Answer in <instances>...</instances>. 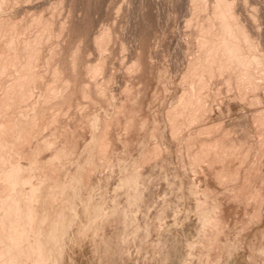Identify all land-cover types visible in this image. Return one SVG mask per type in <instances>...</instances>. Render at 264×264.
Segmentation results:
<instances>
[{
	"label": "rangeland",
	"instance_id": "374dc122",
	"mask_svg": "<svg viewBox=\"0 0 264 264\" xmlns=\"http://www.w3.org/2000/svg\"><path fill=\"white\" fill-rule=\"evenodd\" d=\"M232 1L260 57L248 69L202 47L213 0L4 1L20 33L0 109L22 123L13 139L40 125L9 157L36 188L38 237L61 240L51 262L264 264V0Z\"/></svg>",
	"mask_w": 264,
	"mask_h": 264
},
{
	"label": "bare ground",
	"instance_id": "6f19581e",
	"mask_svg": "<svg viewBox=\"0 0 264 264\" xmlns=\"http://www.w3.org/2000/svg\"><path fill=\"white\" fill-rule=\"evenodd\" d=\"M4 1H7V0H0V10H4L2 9L3 8V4L6 5V3ZM199 0H197L198 2ZM206 0H200V4L197 3V6L199 5V9L204 6ZM245 2V1H244ZM213 3L211 6H213V15L212 17H214L213 20H218L217 22V25H216V28H217V33L216 34V37L215 36V32H212L209 26V28L205 27L204 29L206 31L203 32V30L201 32H203L204 34H206L205 39H203L202 43L204 44V46L202 45V47H205V51L206 53H208V55L210 56V59L212 61H215L218 57L220 56H223V62H229V63H236L240 66H243L245 68L248 69V67L246 66H250L252 67L251 65H255L256 63L258 64L259 62V58L258 57V54L256 53H251L250 55H246V53H244V46L247 45L248 49L247 50H256V47L254 45V42L253 40L251 39L250 35L248 34V30L245 28V26H243L242 24H239L240 21H238L237 23V20L235 19V14L234 12L232 11V8H233V1L232 0H213ZM209 4V3H208ZM4 5V6H5ZM192 6V5H191ZM7 7V6H6ZM207 8V7H206ZM194 9V8H193ZM204 9V8H203ZM6 10V9H5ZM4 10V11H5ZM192 10V9H191ZM196 10H198V8H196ZM206 11V10H205ZM198 12V11H197ZM201 12V11H200ZM212 12V11H211ZM194 13V12H193ZM203 13V12H202ZM195 14V13H194ZM237 14V13H236ZM253 14V13H252ZM210 15V14H209ZM208 15V16H209ZM1 16V15H0ZM207 16V15H206ZM237 17V16H236ZM209 18V17H208ZM255 18V17H254ZM10 19H8L9 21ZM12 20V19H11ZM211 20V19H210ZM236 20V21H235ZM7 21V18H0V54L2 56V54L5 53V51L11 47V45L14 43L15 41V38H16V33H11L12 31L16 30L15 27H16V20L15 21H11V23H9ZM48 21V20H47ZM205 21V19H204ZM209 21V20H208ZM242 21V20H241ZM256 21V20H255ZM189 22V21H188ZM191 22V21H190ZM202 22V21H201ZM17 23V22H16ZM48 23V22H47ZM199 23V22H198ZM197 23V24H198ZM242 23V22H241ZM256 23V22H254ZM204 24V23H203ZM208 24V23H207ZM206 24V25H207ZM216 24V22H215ZM214 24V25H215ZM257 24V23H256ZM200 25V23H199ZM205 25V26H206ZM210 25V24H209ZM213 25V26H214ZM20 26V25H19ZM203 26V25H202ZM208 26V25H207ZM197 27V26H196ZM200 27V26H199ZM198 27V28H199ZM17 28V27H16ZM203 28V27H202ZM207 28V29H206ZM211 28H213L211 26ZM216 30V29H215ZM258 30V29H257ZM260 30V29H259ZM10 31V32H9ZM200 31V30H199ZM20 32L17 31V34H19ZM212 34H214L212 36ZM219 36V37H218ZM246 50V49H245ZM248 51V52H249ZM4 52V53H3ZM7 53V52H6ZM11 54V52H8L7 54ZM9 54L10 57L7 56V58H5L4 60L0 61V75L1 73L3 72L4 70V67H5V64L6 62H11L12 58H11V55ZM249 54V53H247ZM4 56V55H3ZM2 56V57H3ZM225 56V57H224ZM2 57L0 58V60L2 59ZM5 57V56H4ZM3 57V58H4ZM261 60V59H260ZM213 64V63H211ZM256 64V65H257ZM244 68V69H245ZM255 69V68H253ZM27 75H28V72L29 70L31 69H27ZM243 70V69H242ZM240 70V72L242 71ZM245 72V71H244ZM252 72V71H251ZM4 73V72H3ZM26 73V71H25ZM247 72H245L246 74ZM254 73V72H253ZM5 74V73H4ZM3 74V75H4ZM23 74V73H22ZM31 74V71L30 73ZM242 74V73H241ZM243 74V75H245ZM256 74V73H255ZM249 73H248V77H249ZM254 75V74H253ZM260 75V74H259ZM23 76V75H22ZM247 77V78H248ZM256 77V76H255ZM251 78V77H250ZM254 78V77H253ZM17 84V83H16ZM23 84V83H22ZM26 84H24V87H25ZM28 85V84H27ZM14 87V86H12ZM17 87V85H16ZM21 86L19 85L18 88H20ZM23 87V85H22ZM21 87V89H22ZM27 87V86H26ZM26 87L24 88V90L26 89ZM11 88V87H10ZM9 88V90H10ZM17 88V90H18ZM29 88V87H27ZM8 90V89H7ZM16 90V92H17ZM26 93H27V90H25ZM24 91V93H25ZM20 94V90L18 91ZM23 93V95H24ZM240 93V92H239ZM21 95V97L23 96ZM29 95V94H28ZM238 95V94H237ZM27 96V94L25 95ZM20 97V98H21ZM24 99V97H23ZM22 101V100H21ZM5 102V101H4ZM3 107V106H2ZM47 109V108H46ZM43 110H41L42 112ZM45 111V110H44ZM47 111V110H46ZM45 111V112H46ZM3 110L1 111L0 109V173L2 174V180L0 182V264H55L57 262H51V257H55L56 254L59 252L60 248L58 247V241L60 242L61 240H58L57 237H56V234L54 232V229H52L53 231L47 236V234H45L46 236V239L48 240L47 242L45 241V243L43 242L42 237L40 236V238L38 237L39 235L42 234V230L41 233H37L38 228L37 230L35 229L36 227V224L37 222L39 223V221L36 222V214L37 212L35 213V208L36 206H33L32 203H35L36 201L33 202V197L36 193V188L33 187H29V190H25L27 191L24 195L23 192H21V190H23V188H21L22 186L24 187L23 185V181L28 180V177H27V173H26V168L24 169L21 164V161L19 159H21L19 156H17V158L19 157V159H17L19 162V164H16V159L15 157H12L10 158L9 154L10 152L12 151V149L14 148V145H16L17 143H19L20 145H22V140L23 142L25 141H29V139L31 138L30 136H33L32 134L35 135V132L39 131L38 128L40 125H38L37 123H34V121L31 122V120L29 119V116L27 117V119H29L30 121L26 123H29L28 125L29 126H26L24 125L23 129L21 128V130L24 132V133H27L25 134V136H23V139H22V135H24V133L22 135H20L19 139L18 137L16 136L17 139H13V136L14 133L16 132L15 135H17V132L20 133L16 128H18L20 125H22V123L20 124L17 123L15 120H14V112L11 113L12 116H9L7 113V115H4L3 113ZM9 112V111H7ZM11 112V111H10ZM9 112V113H10ZM44 112V113H45ZM262 112V111H261ZM264 112V111H263ZM262 112V113H263ZM44 113L42 116H44ZM47 113V112H46ZM42 114V113H41ZM40 114V115H41ZM24 115V114H23ZM39 115V113H38ZM263 115V114H262ZM259 116V115H258ZM17 117V116H16ZM15 117V118H16ZM260 117V116H259ZM23 118V117H22ZM32 118V117H30ZM33 118L36 120L35 116H33ZM32 118V119H33ZM261 118V117H260ZM259 118V120H260ZM18 119V118H17ZM20 119V118H19ZM26 119V118H25ZM40 119V118H39ZM55 119V118H54ZM43 120V119H42ZM21 121H23V119H21ZM41 121V120H40ZM258 121V120H257ZM261 121L263 122L262 124H260L259 122H256L259 124V127L260 125H264V121L263 119L261 118ZM36 122V121H35ZM17 123V124H16ZM39 123V122H38ZM19 125L18 127L16 125ZM46 124V123H45ZM14 125L16 126V128H14ZM41 125L42 122H41ZM47 125V124H46ZM49 125V124H48ZM45 128V126H43ZM42 127V128H43ZM41 128V129H42ZM175 128V127H174ZM260 129V128H259ZM262 130L264 129L261 128ZM20 130V129H19ZM173 130V129H172ZM208 130V129H206ZM205 130V131H206ZM21 131V132H22ZM208 132V131H207ZM212 132V131H210ZM258 132V131H257ZM264 132V131H262ZM261 133H258V134H262ZM38 133V132H37ZM7 134V135H6ZM42 134V133H41ZM225 134V133H224ZM264 134V133H263ZM18 135V136H19ZM226 135V134H225ZM224 135V136H225ZM6 136H9V137H6ZM223 136V135H222ZM257 136V135H256ZM264 135H262L263 137ZM43 137V136H42ZM228 137V136H227ZM259 137V136H258ZM219 138V137H218ZM215 139L217 141H213L214 142H221V140L223 141V139ZM222 138V137H221ZM22 139L21 141H18ZM47 139V138H46ZM261 139V138H259ZM14 140H17V143L14 144ZM263 142H264V139H261ZM44 141L45 138H44ZM16 142V141H15ZM47 142V141H46ZM212 143V144H213ZM232 143V142H231ZM31 144V142H30ZM47 144V143H46ZM223 144V142H222ZM25 146V144H23ZM38 145V144H36ZM35 145V146H36ZM42 145V143H41ZM39 145V147L41 146ZM45 145V143H44ZM203 145V144H202ZM225 145V144H224ZM19 146V145H18ZM24 146L20 147L19 148H23ZM30 146V145H29ZM46 146V145H45ZM44 146V147H45ZM104 146V145H102ZM101 146V149L103 148ZM212 146V145H211ZM215 146V144H214ZM229 146V145H228ZM232 144H230L229 148L233 149L236 146H233L231 147ZM202 147V146H201ZM203 147L207 150H209V148L211 149V147H208L206 148L205 145H203ZM213 147V146H212ZM222 147L224 148V146L222 145ZM18 148V149H19ZM30 148V147H29ZM28 148V150H30ZM152 148V147H151ZM155 148V147H154ZM203 148V149H204ZM214 148V147H213ZM212 148V149H213ZM228 148V147H227ZM241 148V147H240ZM17 149V150H18ZM35 149V148H34ZM37 149L38 147H36V152L37 153ZM41 149V147H40ZM201 149V148H200ZM204 149V152L206 153H209L208 151H206ZM211 149V150H212ZM219 149V148H218ZM230 149H228L230 151ZM231 149V150H232ZM23 150V149H21ZM42 150V149H41ZM40 150V151H41ZM103 150V149H102ZM155 150V149H154ZM158 150V149H156ZM155 150V151H156ZM215 151V149H213ZM212 150V152H213ZM220 150L222 151V148L220 147ZM224 150H227V149H224ZM223 150V152H224ZM20 152V150H18ZM39 151V150H38ZM235 151V150H233ZM233 151H230V155H231V152ZM198 152V151H197ZM203 152V153H204ZM211 152V153H212ZM218 152V151H216ZM222 152V153H223ZM228 153V151H226ZM18 153V152H17ZM21 153V152H20ZM29 153V151H28ZM27 153V154H28ZM220 153V151H219ZM235 153V152H233ZM23 154V153H22ZM30 154V153H29ZM57 154V153H56ZM196 154V153H195ZM198 154V153H197ZM218 153H216L215 155L217 156ZM237 154V153H236ZM24 155H26L24 153ZM23 155V156H24ZM31 155V154H30ZM36 155V154H34ZM33 155V156H34ZM200 155V154H199ZM203 155V154H201ZM211 155V154H210ZM209 155V156H210ZM222 155V154H221ZM229 155V153H228ZM226 155L225 153V158L226 159ZM22 156V155H21ZM28 157V155H26ZM32 156V158H33ZM37 156V155H36ZM207 156V157H209ZM234 156V155H233ZM214 158V155L212 156ZM223 157V156H222ZM232 157V156H231ZM230 157V158H231ZM25 158V156H24ZM23 158V159H24ZM31 158V157H30ZM29 158V159H30ZM196 158L198 159V157L196 156ZM211 158V157H210ZM14 159V161L12 160ZM207 159V158H206ZM212 159V158H211ZM220 159V158H219ZM228 159V158H227ZM35 160V159H34ZM202 160V159H201ZM205 160V158H204ZM223 160V159H222ZM17 161V163H18ZM30 161V160H29ZM33 161V159H32ZM32 161H30V163H32ZM216 161H219V160H216ZM34 162V161H33ZM224 162V161H223ZM29 163V162H28ZM27 163V164H28ZM27 168L29 169V166L27 165ZM33 168L32 165L30 164V169ZM29 169V170H30ZM33 170V169H32ZM224 170V169H223ZM28 172V170H27ZM30 173H32V171L30 170ZM222 173V171H221ZM0 174V175H1ZM232 174V173H231ZM29 176V175H28ZM225 176V175H224ZM223 176V177H224ZM233 176V175H232ZM228 177V175L226 176ZM30 178V176H29ZM31 178H34L31 176ZM222 178V177H221ZM1 179V178H0ZM223 179V178H222ZM226 179V178H224ZM229 179V178H228ZM31 180V179H30ZM34 181V180H33ZM24 182V184L26 183ZM21 183V184H20ZM34 184L36 182H33ZM39 183V181H38ZM37 183V185H38ZM19 184V185H17ZM29 184V183H28ZM28 184H25L28 185ZM21 185V187H20ZM36 185V186H37ZM56 185V184H55ZM66 185V184H65ZM63 185V186H65ZM19 186V187H18ZM30 186V185H28ZM54 186V185H53ZM58 186V185H57ZM70 186V185H69ZM52 187V186H51ZM26 188V187H25ZM40 188V187H39ZM38 188V189H39ZM54 188V187H53ZM28 189V188H27ZM50 189V187H49ZM55 189V188H54ZM58 189V188H57ZM41 190V189H40ZM44 190V189H43ZM46 190V189H45ZM53 190V189H52ZM64 191V190H63ZM23 196H25L24 198L21 197L22 195H20L21 193ZM38 192V191H37ZM42 192V191H41ZM52 191H50L51 193ZM20 193V194H19ZM44 193V192H43ZM47 193V190L45 191V194ZM58 193V192H57ZM26 194H27V197H26ZM39 194V193H38ZM38 194L36 196H38ZM49 194V193H48ZM54 194H55V191H54ZM53 194V195H54ZM47 195V194H46ZM45 195V196H46ZM44 196V195H43ZM49 196V195H48ZM51 196V195H50ZM61 196V195H60ZM39 197V196H38ZM35 198V197H34ZM46 198V197H45ZM44 198V199H45ZM37 199V198H36ZM35 199V200H36ZM42 199V198H41ZM47 199V198H46ZM55 199V197H54ZM59 199V198H58ZM44 201V200H43ZM48 202V201H46ZM40 204V203H39ZM38 204V205H39ZM46 204V203H45ZM50 203H48L49 205ZM51 207V206H50ZM49 207V208H50ZM40 208V207H39ZM37 208V210L39 209ZM43 207H41L42 209ZM47 209V208H46ZM61 210V209H60ZM59 210V211H60ZM39 211V210H38ZM47 211V210H46ZM57 211V210H56ZM55 211V212H56ZM42 212V210H41ZM45 212V211H44ZM52 213V212H51ZM43 214V213H41ZM47 214V213H46ZM57 214V213H56ZM44 215V214H43ZM49 215V214H48ZM54 215V214H53ZM41 216V215H40ZM59 216V213L58 215ZM45 217V216H44ZM38 218V216H37ZM48 218V217H47ZM44 219V218H43ZM46 219V218H45ZM62 219V217H61ZM58 220V219H57ZM44 221V220H43ZM41 224V223H40ZM46 224V223H45ZM52 224V222H51ZM59 224V221L58 223ZM54 225V224H52ZM40 226V225H39ZM37 226V227H39ZM55 226V225H54ZM52 227V228H55V227ZM42 227V226H41ZM42 229V228H41ZM47 230V229H46ZM51 230V229H50ZM48 230V231H50ZM39 231V232H40ZM39 234V235H38ZM32 236H34L32 238ZM53 238H54V242L53 241ZM43 239H44V235H43ZM45 240V239H44ZM52 245H50V244ZM46 244L49 245V248L48 246H46ZM61 244V243H60ZM51 246V247H50ZM60 246V245H59ZM54 253L55 256H54ZM57 257H55L56 259Z\"/></svg>",
	"mask_w": 264,
	"mask_h": 264
}]
</instances>
